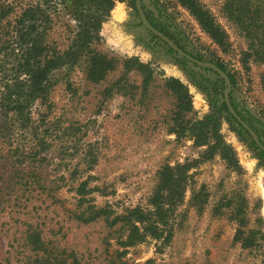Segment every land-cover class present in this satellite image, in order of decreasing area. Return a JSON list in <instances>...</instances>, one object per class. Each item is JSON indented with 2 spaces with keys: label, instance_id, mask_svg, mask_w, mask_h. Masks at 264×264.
Returning <instances> with one entry per match:
<instances>
[{
  "label": "rangeland",
  "instance_id": "1",
  "mask_svg": "<svg viewBox=\"0 0 264 264\" xmlns=\"http://www.w3.org/2000/svg\"><path fill=\"white\" fill-rule=\"evenodd\" d=\"M31 2L40 0H0L15 8L0 22V47L13 45L17 55L20 8ZM194 2L223 43L180 0L140 4L156 31L233 77L230 102L264 146V60L257 55L264 34L246 39L224 14L225 0ZM114 3L91 46L118 60L114 71L99 84L86 81L81 67L56 71L46 98L30 102L21 123L5 125L0 114V264H264L262 150L220 111L224 92L208 67L149 31L136 0ZM61 17L48 38L65 49L76 22L65 10ZM6 54L0 51V83L11 75L14 56ZM129 59L148 68L125 71ZM172 78L187 99L167 87ZM210 116L207 145L174 133Z\"/></svg>",
  "mask_w": 264,
  "mask_h": 264
},
{
  "label": "trees",
  "instance_id": "2",
  "mask_svg": "<svg viewBox=\"0 0 264 264\" xmlns=\"http://www.w3.org/2000/svg\"><path fill=\"white\" fill-rule=\"evenodd\" d=\"M70 1L72 7H70ZM180 1L198 18L214 41L223 43L224 35L220 29L214 26L211 18L197 7L194 0ZM114 6V0H40V2H31L20 8L21 13L18 17L20 27L17 31L20 54L17 55L13 45L0 47V51L3 50L5 54L7 52L6 57L7 55L9 57V53L14 56L11 63V75L5 74L0 83L2 123L5 125L11 122L21 123L25 118L26 109L30 102L36 98L42 100L46 98L51 87V77L56 71L63 69L72 71L76 67H81L86 81L99 84L109 72L115 70L118 63L116 58L108 57L91 47L93 43L101 40V26ZM61 10H65L76 22V28L72 31L68 27L72 36L68 37L70 42L65 49H60L48 38L51 29L50 24L52 25L54 22V16L56 19L62 18ZM14 11L15 8L11 5L0 4V22ZM223 12L229 20L240 26V32L244 34L246 39L255 42L258 40L259 34H264V19L262 18L264 0H225ZM147 19L153 27H156L151 19ZM248 19L249 21L246 22ZM261 52L257 55L260 56L261 54L259 58L264 60V52ZM123 66L125 71L131 69V66L141 69L148 68L139 64L135 59L123 61ZM216 66L226 72L222 65ZM204 70L215 78L221 92H225L227 85L224 79L211 68ZM228 77L233 84V77L229 74ZM167 87L173 88L178 93L182 92L183 99L188 98L186 88L178 80L173 78L168 80ZM183 106V110L184 108L186 111L189 110L190 101H187V104L185 103ZM232 106L239 114L233 102ZM220 111L229 114L225 102L221 104ZM215 120V117L210 116L204 122H182V126L176 129L174 133L178 139L184 137L193 139L197 146L207 145L209 143L208 135L204 130L208 124L215 122ZM218 144H221L220 140ZM216 148H212V151ZM221 152L230 164L237 166V161L230 147L223 146ZM260 158L264 159V151L260 152ZM155 203L159 208V201H155Z\"/></svg>",
  "mask_w": 264,
  "mask_h": 264
},
{
  "label": "water",
  "instance_id": "3",
  "mask_svg": "<svg viewBox=\"0 0 264 264\" xmlns=\"http://www.w3.org/2000/svg\"><path fill=\"white\" fill-rule=\"evenodd\" d=\"M136 7L138 10V13L140 15V19L143 23V25L151 32L161 36L168 44H170L172 46V48L174 50H176V52L181 55L183 58H185L186 60H188L191 63H194L198 66H202V67H208L213 69L216 73H218L226 82L227 85V90L224 92V101L226 103L227 109L229 111V113L231 114V116L245 129V131H247L252 138L254 139L256 145L262 150L264 151V146L262 145V143L260 142L258 136L256 135V133L250 128V126L242 120V118L239 116V114L236 112V110L234 109V107L232 106L230 99H229V93H230V87H231V83H230V79L228 77V75L222 71L221 69H219L218 67H216L213 64L210 63H203L200 62L196 59H194L193 57H191L190 55L186 54L184 51H182L181 49H179L176 45H174L167 37L163 36L162 34H160L158 31H156L147 21V19L144 16V13L142 11L141 8V4H140V0H136Z\"/></svg>",
  "mask_w": 264,
  "mask_h": 264
},
{
  "label": "flooded vegetation",
  "instance_id": "4",
  "mask_svg": "<svg viewBox=\"0 0 264 264\" xmlns=\"http://www.w3.org/2000/svg\"><path fill=\"white\" fill-rule=\"evenodd\" d=\"M140 2H141V0H140ZM145 16V18L147 19V18H149L150 19V17L146 14V15H144ZM147 16V17H146ZM147 21L149 22V20L147 19ZM149 24L152 26V24L149 22ZM153 27V26H152ZM154 28V27H153ZM155 29V28H154ZM225 102V101H224ZM232 104V103H231Z\"/></svg>",
  "mask_w": 264,
  "mask_h": 264
},
{
  "label": "bare ground",
  "instance_id": "5",
  "mask_svg": "<svg viewBox=\"0 0 264 264\" xmlns=\"http://www.w3.org/2000/svg\"><path fill=\"white\" fill-rule=\"evenodd\" d=\"M122 16H123L122 14H120V15L117 14V17H118L119 19L122 18Z\"/></svg>",
  "mask_w": 264,
  "mask_h": 264
}]
</instances>
